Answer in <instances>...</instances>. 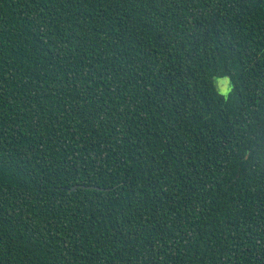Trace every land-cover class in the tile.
<instances>
[{
    "label": "trees",
    "instance_id": "16d2710c",
    "mask_svg": "<svg viewBox=\"0 0 264 264\" xmlns=\"http://www.w3.org/2000/svg\"><path fill=\"white\" fill-rule=\"evenodd\" d=\"M0 264H264V0H0Z\"/></svg>",
    "mask_w": 264,
    "mask_h": 264
},
{
    "label": "rangeland",
    "instance_id": "374dc122",
    "mask_svg": "<svg viewBox=\"0 0 264 264\" xmlns=\"http://www.w3.org/2000/svg\"><path fill=\"white\" fill-rule=\"evenodd\" d=\"M214 86L216 91L222 96H227L231 91V83L227 77L214 78Z\"/></svg>",
    "mask_w": 264,
    "mask_h": 264
},
{
    "label": "water",
    "instance_id": "95a60500",
    "mask_svg": "<svg viewBox=\"0 0 264 264\" xmlns=\"http://www.w3.org/2000/svg\"><path fill=\"white\" fill-rule=\"evenodd\" d=\"M76 187H73L71 190H74ZM92 188H94V187H92Z\"/></svg>",
    "mask_w": 264,
    "mask_h": 264
}]
</instances>
